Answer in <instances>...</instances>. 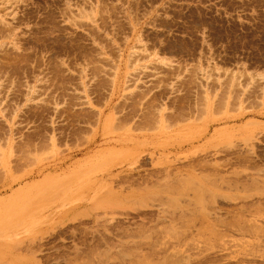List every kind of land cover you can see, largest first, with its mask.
Masks as SVG:
<instances>
[{"label":"rangeland","instance_id":"1","mask_svg":"<svg viewBox=\"0 0 264 264\" xmlns=\"http://www.w3.org/2000/svg\"><path fill=\"white\" fill-rule=\"evenodd\" d=\"M261 254L264 0H0V264Z\"/></svg>","mask_w":264,"mask_h":264},{"label":"bare ground","instance_id":"2","mask_svg":"<svg viewBox=\"0 0 264 264\" xmlns=\"http://www.w3.org/2000/svg\"><path fill=\"white\" fill-rule=\"evenodd\" d=\"M113 78H115V77H113ZM113 80H114V79H113ZM116 82H117V81L114 80V84H115ZM246 253H247V252H246ZM254 253H255V252H254ZM248 254H249V253H248ZM251 254H253V253H251ZM251 254H250V255H251ZM253 255H254V254H253ZM256 255H258V254L256 253ZM261 255L264 256V254H261ZM261 255H260V256H261ZM261 257H262V256H261ZM257 258H258V257H257ZM242 260H243V259H242ZM259 260H260V259H259Z\"/></svg>","mask_w":264,"mask_h":264},{"label":"crops","instance_id":"3","mask_svg":"<svg viewBox=\"0 0 264 264\" xmlns=\"http://www.w3.org/2000/svg\"><path fill=\"white\" fill-rule=\"evenodd\" d=\"M167 57H170V58H171L172 56L169 55V56H167ZM66 209H68V208H65V210H66Z\"/></svg>","mask_w":264,"mask_h":264}]
</instances>
